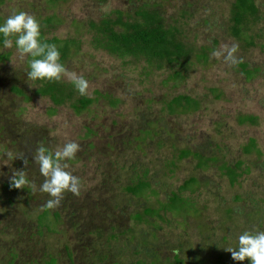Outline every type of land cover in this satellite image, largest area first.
Wrapping results in <instances>:
<instances>
[{
	"label": "rangeland",
	"instance_id": "1",
	"mask_svg": "<svg viewBox=\"0 0 264 264\" xmlns=\"http://www.w3.org/2000/svg\"><path fill=\"white\" fill-rule=\"evenodd\" d=\"M28 1L8 0L1 9V15L6 18L15 13L17 4L22 11L32 15L42 7L38 0H34L35 3ZM41 1L49 7L48 0ZM137 2L139 0H65L60 1L57 7L64 20L57 34L61 38H82L79 52L66 62L68 72L83 76L88 81L86 95L89 97H95V92L99 90L105 95L120 98V103L113 109L107 106L108 99L104 97L91 106V112L80 115L75 113L70 103L55 106L50 96L36 94L38 83L26 80L27 58H21L15 47L0 48V52H10L8 59L0 62V111L3 112L0 115V187L14 169H25L31 182L27 191L22 188L21 194L17 195L18 200H23L15 207L8 204L6 208V202L0 197V241L3 246L0 264L11 261V247L16 252L18 247L29 250L25 255L18 256L14 264H47L48 254L55 256L59 264H72L63 247L66 240L73 246L74 264H114L120 260L129 264L140 257V254L135 256L134 248H138L139 253L142 249H149L148 254L159 253L163 264H168L166 259L171 256L170 261H174V254L183 245L184 252L180 258L184 262L178 264H200L202 257L207 264H223L219 260V254L223 253L224 264L250 263L249 260H233L225 247H235L239 235L245 230H264V49L259 45L264 38L258 39L260 41L256 46L244 50L233 39L225 38L210 26H205L203 20L207 16L212 20L220 19L221 23L228 18L227 0H155L162 4L161 8L170 23H175L179 10L192 5L196 12L182 31L192 45L214 47L213 37L218 34L219 45L213 51L238 45L235 53L237 60L245 59L250 69H258L255 77L248 81L242 73L234 71V64L226 62L223 55L218 59L211 53L209 66L198 63L176 86L166 84L168 70L153 68L154 72L148 73L149 70L142 67L144 62L139 66L134 63L123 67L121 59L96 49L91 44L92 35H87V29L83 30L81 26L90 18L97 20L105 12L113 13L116 9L122 10L124 17L130 16L134 20L135 11L140 6ZM50 8L54 10L51 5ZM262 10L264 12V0ZM74 20L80 22L77 27ZM259 27L264 28V16ZM63 78L71 81L69 75ZM22 79L28 91L26 93L33 97L32 101L13 96L12 87L22 85ZM213 88L220 90L222 98H214ZM177 93L190 94L202 100L201 108L191 113H171L164 98L170 96L169 99H172L171 95ZM21 106L26 110L17 117ZM50 106L58 108V111L48 116L45 111ZM242 111L257 113L261 118L260 124L247 126L238 123L236 117ZM5 120L12 128L9 133L3 129ZM216 120L225 122L224 134L215 130ZM18 124L23 129L43 126V135L48 137V143H40L50 149L56 150L69 141H76L81 146L69 167V171L81 179L79 195L65 193L60 207L46 211V214L41 212L48 196L44 199L45 203H41L44 194L39 191L44 177L40 175L39 165L34 162V152L29 154L26 148H21L25 138L18 135ZM90 127L94 135L88 133ZM204 134L206 142L213 140L219 145V148L214 143L210 145V153L221 157L222 162H215L205 171H196L193 159L189 157L180 161L173 172L165 167L164 162L174 157L173 142L201 144L205 142ZM251 137H255L262 147L260 160L257 154L250 159L243 152V145ZM8 149L23 158L13 162L7 160L2 153ZM239 157H246L251 171L232 186L219 166L226 161L233 163ZM146 172H149V180L157 190V195L149 198L150 203L157 199L167 201L172 191H177L192 175L202 182L197 190L182 192L196 207L195 213L188 211L192 205L184 211H166L163 220L157 219L160 228L155 236L151 226L133 227L134 221L129 214L140 210L145 200L123 190L125 185L135 184L139 175ZM207 180L210 181L208 185ZM31 189H35L33 191L39 202H25L28 192H33ZM227 207L234 209L235 218L227 219ZM55 211L61 215L60 222L52 215ZM250 212L253 215L249 216ZM8 219H13L12 227L3 228ZM103 228L105 234L112 228L115 233H123L120 237L123 240H107L105 235L101 238L97 230ZM126 242L130 248H126ZM146 259L150 262L152 256H146Z\"/></svg>",
	"mask_w": 264,
	"mask_h": 264
},
{
	"label": "trees",
	"instance_id": "2",
	"mask_svg": "<svg viewBox=\"0 0 264 264\" xmlns=\"http://www.w3.org/2000/svg\"><path fill=\"white\" fill-rule=\"evenodd\" d=\"M8 0H0V22L3 21L4 17L1 15L2 7L6 4ZM35 3L34 0H29L28 2ZM51 7H54V10L45 4L41 0H38L42 4V7L34 13L35 17L40 21L42 25V36L47 39V42L56 44L60 49L61 53V62L66 66V62L73 56L76 55L82 44V38L78 37H66L61 38L57 34V29L61 27L64 23L61 16H63L58 10V3L65 0H48ZM105 2L106 0H100ZM217 1V0H215ZM229 2V12L230 15L228 18L220 22V19L212 20L207 16L204 18L203 23L205 26H210L214 31L219 32L218 34L223 35L225 38L233 39L239 43L244 50L251 46H256L258 44V39L264 38V28H260L259 24L261 23L264 12L262 10V0H227ZM45 2V1H44ZM140 6L135 11L136 18L133 20L130 16L125 18L123 16L124 12L120 9H116L113 13L105 12L98 17L97 20L90 18L81 23L83 30L88 33L87 35H92L91 44L98 50H103L108 52L114 57L121 59L123 67H126L128 64H138L144 62L145 69L148 73H153V68L166 69L169 71V76L165 80L166 84L173 83L176 86L179 82H182L191 67L197 66V64H202L203 66H209L211 63V53H213L214 47H218L219 38L217 36L213 37L214 47L211 45L205 44L200 47L192 45L187 37L183 34V29L188 25L189 21L194 17V8L192 5L184 6L182 10H179V15L175 23H170L165 17L162 4L155 2V0H139ZM16 12L22 11L21 7L17 4L14 7ZM57 8V9H56ZM118 15L119 17H116ZM219 17V16H216ZM218 23H221L220 25ZM76 27L80 24L78 20H74ZM14 39V38H13ZM76 39V40H74ZM264 49V41L259 44ZM3 47L0 43V48ZM9 51L0 52V62H5L9 57ZM28 59V58H27ZM235 72L242 73L245 78L250 81L255 77V74L258 72V69H250L249 63L245 59L237 60V63L232 67ZM28 68L25 73H27ZM26 80H28L26 78ZM38 83L39 87L36 91V94L49 97L54 102L55 106H62L65 103H70V106L73 108L77 115L91 112V106L98 102L101 97L108 99L107 106H110L111 109L118 106L120 103V98H114L109 95L103 94L101 91H96L95 97H89L88 95H80L79 92L74 88L71 81H67L62 78L59 81H33ZM12 91L15 93L13 96H21L25 101H32L33 97L27 94V88L25 81L22 79V85H14ZM212 91H215V99L222 98V93L217 88H213ZM219 91V92H218ZM7 92V91H6ZM172 99L165 97V105L168 111L171 113L177 111L191 113L201 108L202 100L191 96L186 93H177L172 94ZM152 100H148L151 102ZM26 107L21 106L19 112L17 113L19 117L20 114L24 113ZM58 111V108L51 107L47 108L45 114L48 116L54 115ZM143 111V110H142ZM224 117V116H223ZM237 122L243 125H259L260 116L257 113H246L238 112ZM3 126V129L9 133V129L12 130L8 121ZM225 122L221 120L215 121V130L224 134L223 132ZM19 131L18 135L24 138H28V142L33 146V150L41 144L40 142L48 143V137L43 135V126L36 127L33 126L31 129L25 131L22 128L21 124H18ZM158 131H156V134ZM91 134V133H90ZM205 136V138H204ZM203 139H206L204 134ZM213 140H208L201 144H189V143H172L173 155L171 159H167L164 162L165 167L170 171H174L178 166L177 164L184 159L192 157L193 167L199 171H205L210 169L211 165H214L216 162H222V158L210 153V145L215 144L217 148L219 145L217 142H212ZM162 145V141H160ZM31 146V145H29ZM47 146V145H46ZM48 147V146H47ZM243 152L247 157H256L260 160L262 155V147L257 144V139L251 137L247 143L243 145ZM218 150V149H215ZM214 150V152H215ZM208 152V154H206ZM251 159V158H250ZM263 161V160H262ZM245 158H237L235 161L229 163L226 161L222 163L219 168L224 171V175L227 176L232 186H235L240 177L245 173L251 171V166L246 164ZM264 163V162H263ZM149 172H146L144 175H139L138 181L135 184H128L123 187L124 192L133 194L135 197L145 200V205L140 207V210H136L129 214V218L133 219L134 226L146 225L151 226L154 229L153 236L159 231L158 218L164 219L166 211L172 210H187L190 205H192L188 197H184L182 192L185 191H194L201 187L200 178L195 175H192L187 180L184 181L183 185L177 191H172L169 199L167 201H161L159 199L156 202L150 203V197L154 194L157 195V190L153 188L151 181L148 177ZM30 180V179H29ZM206 184H210V181L207 180ZM195 187V188H194ZM27 191L28 186L23 188ZM22 188H14L11 186L10 180H6L0 187V197L6 202L5 207L8 208V204L11 207H15L21 201L17 199V195H20ZM31 191H33L31 189ZM239 198V197H238ZM139 202L141 204V200ZM37 201L35 191L32 193L28 192L25 202ZM156 203V204H155ZM31 203L29 206L32 205ZM138 204V201H137ZM139 205V204H138ZM158 205V206H156ZM139 206H137L138 208ZM136 208V209H137ZM226 213L228 214L227 219L235 218V213L233 208H225ZM48 210V209H47ZM259 210V209H258ZM163 211V215H161ZM190 213L196 211V207L192 205L191 209L188 210ZM187 211V212H188ZM46 214V211L42 214ZM39 215V214H38ZM59 213H55V216L59 218ZM253 215L252 212L249 213V216ZM184 216V215H183ZM188 216V215H185ZM41 215H39V218ZM13 223V219H8L6 225L3 228H11L10 226ZM127 224V222H124ZM262 223L264 224V211L262 215ZM18 226V225H17ZM125 226V225H121ZM131 230V229H127ZM105 229L97 230V233L102 238L104 235L109 239H116L121 241L120 237L123 233L113 231V228L108 230V233L105 234ZM123 237V236H122ZM126 248H130L128 242H126ZM147 250V251H146ZM142 249L140 251V257L137 258L135 262H128L129 264H163V261L160 259L161 255L159 253L148 254L149 249ZM136 250L134 249V252ZM137 248V252H138ZM184 252V245L179 246V249L174 254V261H170L171 256L168 257L166 263L168 264H178L183 263L184 260L180 258ZM11 261L9 264H14L17 259L18 253L13 249L10 251ZM147 257L152 256V260L149 262ZM224 254V253H223ZM219 254V260L224 264L226 263L222 256ZM156 255V256H155ZM72 257V255H71ZM155 257V258H154ZM104 259L103 256H101ZM109 262V255H107ZM197 259H200L197 257ZM205 258L200 259V264H207ZM107 262V261H106ZM124 261L120 260L114 264H123ZM50 264H57L55 258H53ZM250 264V263H248Z\"/></svg>",
	"mask_w": 264,
	"mask_h": 264
},
{
	"label": "clouds",
	"instance_id": "3",
	"mask_svg": "<svg viewBox=\"0 0 264 264\" xmlns=\"http://www.w3.org/2000/svg\"><path fill=\"white\" fill-rule=\"evenodd\" d=\"M0 43L5 49L15 47L21 58H28L26 75L29 81H59L63 76L69 75L72 85L79 94L82 96L87 94L88 81L83 76L68 72L61 62L60 49L42 36V25L34 15L19 11L4 18L0 22ZM237 49L238 45H232L230 48L225 46L223 50L213 51L212 55L218 59L223 55L226 62L235 64ZM80 149L81 146L76 141L66 142L56 150L44 144L36 148L33 159L39 165L40 175L44 177L39 191L49 196L44 205L46 209L60 207L65 193L79 195L81 179L69 171V167ZM2 154L12 162L17 158H23L12 149ZM25 164L27 165L26 160ZM10 182L14 188H25L31 183L25 169H14ZM225 249L231 253L235 261L249 260L250 264H264V230H245L239 235L235 247L229 246Z\"/></svg>",
	"mask_w": 264,
	"mask_h": 264
},
{
	"label": "flooded vegetation",
	"instance_id": "4",
	"mask_svg": "<svg viewBox=\"0 0 264 264\" xmlns=\"http://www.w3.org/2000/svg\"><path fill=\"white\" fill-rule=\"evenodd\" d=\"M0 115H3V112L2 111H0ZM33 126H30V127H27L26 129H25V131H27V130H29V129H31ZM28 133H29V131H27ZM88 133H91V134H95V132H94V130L90 127L89 129H88ZM28 138H25L24 139V141H23V143L21 144V148L23 149V148H26L27 149V151H29V154H31L32 152H34L35 153V151L33 150L34 148H33V146H32V144L30 143V141L28 142ZM29 145H31V146H29ZM36 150V149H35ZM10 173V172H9ZM13 175V172H11V176ZM11 176L8 178V180H10V178H11ZM36 193V192H35ZM44 194V196L42 197L43 199H41L40 201H41V203L42 202H44L45 203V201H44V199L48 196V194L47 193H43ZM48 199H49V196H48ZM47 199V200H48ZM46 200V201H47ZM37 202H39V201H37ZM44 212L45 211H49V210H47L45 207H44ZM43 212V211H42ZM41 212V213H42ZM59 213V211H55L54 213H52V215L54 216V217H56L55 216V213ZM41 213H40V215H41ZM60 214V213H59ZM77 216V215H76ZM57 218V217H56ZM61 218V215H59V218H57V222L59 221L60 222V219ZM81 220V222H83L82 221V219H80L79 218V221ZM79 226H81V225H79ZM10 227H12V225L10 226ZM77 228H78V226H77ZM22 229H23V227H22ZM24 230V229H23ZM84 232V231H83ZM84 233H82V235H83ZM42 235V234H41ZM77 237H79L80 235H76ZM6 244H8V242L7 243H5L4 244V246L6 245ZM70 244V242H67V240H66V242L64 243V248H65V250L67 251V253H68V256H69V258L72 260V264H74V259L71 257V255H72V253H73V246L72 245H69ZM2 248H3V246H1V241H0V250H2ZM12 248V247H11ZM136 251H135V256H137V255H139L140 253L139 252H137V248H134ZM27 250V249H26ZM23 247H18L17 248V253H18V256L20 257V256H22V255H25V253H27V251H29V250H27L26 251ZM10 253V252H9ZM17 256V257H18ZM28 257H29V255H28ZM47 258L49 259V261H46L45 263H47V264H50L51 262H52V260H53V258H55V256H53V255H50V254H48L47 255ZM55 261H56V263L57 264H59V262H58V259L57 258H55Z\"/></svg>",
	"mask_w": 264,
	"mask_h": 264
}]
</instances>
